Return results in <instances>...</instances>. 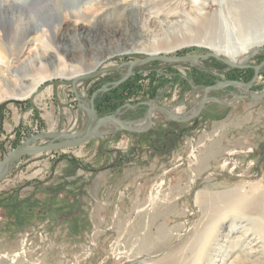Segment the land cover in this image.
Returning <instances> with one entry per match:
<instances>
[{"label":"rangeland","instance_id":"rangeland-1","mask_svg":"<svg viewBox=\"0 0 264 264\" xmlns=\"http://www.w3.org/2000/svg\"><path fill=\"white\" fill-rule=\"evenodd\" d=\"M62 1L68 10L53 20L36 22L38 27L33 23L31 31L26 30L24 18L11 22L1 17L0 55L10 66L0 62V162L34 137L82 131L87 115L78 109L77 96L87 104L91 95L104 86L111 89L127 71L76 84L48 80L30 94L42 77L32 63L36 56L49 51L60 56L57 69L51 68L46 75L73 72L75 64L65 61L79 54L72 51L78 49L77 25L90 28L96 22L114 23L116 15L129 8L127 18L135 21L144 36L133 47L136 55L110 60L99 71L147 58L150 47L164 40L161 33L166 28L179 26V37L196 40L192 22H209L198 42L175 48L179 50L174 54L162 48L161 55L213 52L236 63L240 58L226 51L236 53L256 41L264 42V0H182L184 7L179 10L170 8L168 0H121L115 10L94 0H83L80 5ZM86 8L85 17L79 15ZM163 13H169V18L163 19ZM61 38L67 40L68 54L65 48H57ZM263 62L264 51L247 64L254 67ZM27 64L28 80L21 85L10 72ZM253 75L252 68L237 71L213 59L187 65L154 62L134 68L129 80L97 95L95 108L99 118L121 110L119 120L128 123L145 118L147 106L129 108L139 104L189 115L204 95H194L192 85L249 83ZM259 76L246 93L264 92V69ZM243 91L211 92L205 110L188 123L176 124L158 113L147 133L115 132V126H107L99 137L69 152L23 157L0 185V264H135L138 257L157 247L168 248L166 254L179 244L175 249L182 254L192 244L191 236L206 227V206L212 212L237 193L244 194L240 199L264 193V98L238 101ZM51 141L42 139L32 146ZM183 254L191 257L192 252Z\"/></svg>","mask_w":264,"mask_h":264},{"label":"bare ground","instance_id":"bare-ground-1","mask_svg":"<svg viewBox=\"0 0 264 264\" xmlns=\"http://www.w3.org/2000/svg\"><path fill=\"white\" fill-rule=\"evenodd\" d=\"M11 1L12 0L1 1L0 23L2 19L1 17H5L11 22L17 18H24L28 21L26 22L27 31H31L30 28L32 27L33 23L36 26V22H39L43 19L53 20L61 13L62 10L69 9L62 0H14V3ZM74 1L75 2H72V4H79L83 0ZM173 1H176L175 5H172ZM215 1L216 0H212L214 3ZM166 2H168L167 4L170 5V8L174 7L176 10L182 9V7H184L182 0H168ZM206 2H209V0H206ZM94 3L102 4L103 7H109V9L115 10L117 7L119 8L121 6L122 1L94 0ZM88 10V8H86V11L80 10L79 15L84 16ZM130 10L131 9L127 8V10L125 9L121 15L115 14L117 17L114 18L116 20L114 23L102 25L99 22H96V24L90 28L86 27L85 25L76 26L74 33L76 35V46H78V49L74 48L72 51L77 50L79 51V54H75L73 55V58L69 59V61H65V64H75L76 67H74V70L71 73L68 72L67 74L61 75L53 73L52 75H46L48 70L51 68L54 70L57 69L58 61L61 62V59L59 58L60 56L52 51H49L43 56H36L33 58L32 63H34L35 67L39 68L40 73H42V77L39 80H36V83L33 85L34 89L30 92V94H32L33 91H35L41 84L48 80L51 81L60 79L77 81L82 77L90 76L91 74L100 72L99 69L110 60L116 58H127L134 54L136 55L137 53H135L133 47L135 46V43L143 40L144 36L140 31H138V28L134 23L135 21L127 18ZM201 10L203 12L204 8H201ZM163 14V19H168L170 16L169 13ZM176 15L180 16L178 14ZM196 20H198V18ZM192 23L190 26H192L191 28L197 35L195 38L196 40H191L185 36L182 38L179 37V34L182 31L180 28H178L179 26L173 29L166 28V30L161 33V35L165 36L164 40L161 39V41H158L157 44L151 46L148 55H161L163 53L159 51L162 48L174 51L175 48H180L183 45H189L190 43L198 42L202 31L205 29L204 27H206L209 22H197V24ZM209 25L211 26V24ZM0 28H2L1 24ZM168 37H170L171 40H169ZM257 42L258 41H256V44L253 43L248 45L246 48L238 50L236 53H232L230 51L226 52H228L227 54L231 55L232 57L240 58L236 63H244L251 53L255 52L256 56L260 53L259 50L262 49V47L264 48V42ZM66 45L67 40L65 38H61V43L59 46H57V48L58 50L65 48V53L68 54L71 51L67 49ZM250 47H253L251 52L249 51L251 49ZM178 50H175L173 54ZM217 50L220 53H226L221 49ZM1 55L0 62L9 67L10 62ZM29 70L30 67L29 64H27L22 68H16L14 72H10V75L11 77L16 78L17 82L23 85L24 82L28 80L27 73ZM6 85L10 86L8 82ZM14 96L15 95H13V97ZM248 102L252 103L254 101ZM172 112L175 116H180L178 110H174ZM157 114L158 113H155L153 117ZM145 125L146 121H143L140 124L138 123L137 128H144ZM101 132L103 131L101 130L99 132L98 137L102 134ZM30 147H33L32 144L27 146V148ZM70 150L71 148L64 149L62 151L69 152ZM243 195V193H237L233 200H229L227 201L228 203H224V207L221 206V210L215 209L211 212L210 208L206 206V213H204L207 217L204 219L208 220L206 225L204 224L206 227L201 229L200 232L197 231V228L195 231L198 233L194 234V236H191L193 238L191 239L192 244L190 243V247L187 249L184 248L185 246L183 247L184 251L191 250L193 256L191 255V257H182L181 255H184V251L182 250V254H180L178 249H175L178 246L181 247V244L176 245L174 248L170 247V251H168L169 253L166 254H163V252H165L168 248L165 247L161 249L157 247L154 252L146 253V255L144 253L142 256L138 257L139 259L135 264H264V193L258 194L256 197L252 196L247 199H240V196ZM199 196L202 197V195ZM201 202H199V205ZM204 202H206L205 199H203V203ZM210 202H212V200H210L209 203ZM220 222L221 224L218 229L217 225ZM168 245H170V243Z\"/></svg>","mask_w":264,"mask_h":264},{"label":"water","instance_id":"water-1","mask_svg":"<svg viewBox=\"0 0 264 264\" xmlns=\"http://www.w3.org/2000/svg\"><path fill=\"white\" fill-rule=\"evenodd\" d=\"M260 53L264 51L263 49L259 50ZM255 56V52L251 53L248 56V59L243 63H235L229 58L220 56L216 53L208 52L207 54L198 55V56H165V55H151L145 59L132 61L129 63H126L124 65L115 66L107 69H104L103 71L97 72L95 74H91L90 76L82 77L81 79L74 81L76 84L77 82H80L82 80L86 79H94L99 76L119 72L120 70H123L124 68L127 69L125 73H122L121 80L111 84V89L108 88V86L102 87L100 90L96 91L93 95H91V99L87 104H82L81 100L78 98L79 108L82 111H84L87 115V124L85 128L78 132V133H54V134H47L39 137H34L32 139H29L26 143L21 145L20 147L13 150L12 153H10L8 156H6L3 161L0 162V185L6 180V178L9 176L10 171L12 170L13 166L18 163L23 157L28 155H39L41 153L45 152H55L59 150L64 149H70V148H76L79 146H83L87 144L88 142L92 141L93 139L98 137L99 132L107 126H115V132H129V133H147L150 130H152L153 127V115L155 113H161L163 116H166V118L169 119L170 122L178 123V124H184L191 121H194L199 118V116L202 114V112L205 110L207 103H209V94L211 92L215 91H222L225 92L227 89L230 88H240L245 91V95L243 96H237V100H247V101H259L264 98V92L260 95H253L248 94L246 92H251V88H253L256 83L259 81L261 71L264 69V62L261 63L258 66L250 67L248 66V62ZM207 59H213L217 62L229 67L233 70H244V69H250L252 68L254 71V77L249 83H243L238 81H216L213 86H193L194 95L198 92H203V98L197 102L196 101V107L193 112L185 115L175 116L171 110H168L166 108L160 107V106H154L151 104H139L138 106L129 107L130 109H136L141 106H147V112L145 115V118H143V121H146V125L144 128L138 129V123L135 122H123L119 120V115L121 114V110H118L115 114L99 118L96 111V99L97 95L99 94H105L109 92L110 90L116 89L121 84H123L126 80H129L134 75V68L139 66H145L149 65L154 62L159 63H169V64H195L201 60H207ZM73 82V84L75 86ZM142 121V122H143ZM141 122V123H142ZM140 124V122H139ZM42 139H52V141L44 146H34L27 148L28 145L35 143L36 141L42 140Z\"/></svg>","mask_w":264,"mask_h":264}]
</instances>
